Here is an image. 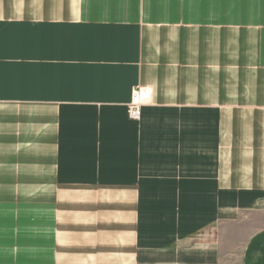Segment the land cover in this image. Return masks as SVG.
Returning <instances> with one entry per match:
<instances>
[{"label": "crops", "instance_id": "1", "mask_svg": "<svg viewBox=\"0 0 264 264\" xmlns=\"http://www.w3.org/2000/svg\"><path fill=\"white\" fill-rule=\"evenodd\" d=\"M263 25L264 0H0V264H220L264 218Z\"/></svg>", "mask_w": 264, "mask_h": 264}, {"label": "rangeland", "instance_id": "2", "mask_svg": "<svg viewBox=\"0 0 264 264\" xmlns=\"http://www.w3.org/2000/svg\"><path fill=\"white\" fill-rule=\"evenodd\" d=\"M259 27L261 26L259 25ZM259 37L260 35L258 36L256 34V41H259ZM262 60L264 62V47L262 48ZM258 221L254 220V222L251 223L247 222L241 226H235L231 229L229 234L230 241L228 242L226 250L224 249L220 256V264H240L243 244L249 235L250 230L257 227L258 223L262 224L264 222V218L258 217Z\"/></svg>", "mask_w": 264, "mask_h": 264}, {"label": "built area", "instance_id": "3", "mask_svg": "<svg viewBox=\"0 0 264 264\" xmlns=\"http://www.w3.org/2000/svg\"><path fill=\"white\" fill-rule=\"evenodd\" d=\"M152 97V90L149 86L137 85L131 92L130 101L127 104V117L132 121H139L142 116V108L148 104Z\"/></svg>", "mask_w": 264, "mask_h": 264}]
</instances>
